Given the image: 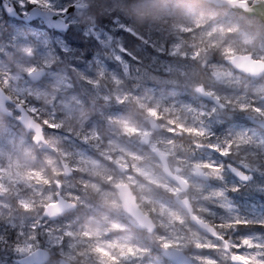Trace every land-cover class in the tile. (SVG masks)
Instances as JSON below:
<instances>
[{"label": "rangeland", "instance_id": "374dc122", "mask_svg": "<svg viewBox=\"0 0 264 264\" xmlns=\"http://www.w3.org/2000/svg\"><path fill=\"white\" fill-rule=\"evenodd\" d=\"M13 1L18 12L22 13L17 0ZM54 2L58 7H67L75 0ZM144 4L137 2L133 6L138 12L146 9L143 16L139 13L141 19L137 18L138 23L129 18L125 22L114 19L108 26H102L88 9L82 7L74 9L66 20L69 28L65 32L44 29L42 21L35 20L31 26L14 27L16 31L10 42H0V85L26 104L35 118L61 125L56 131L45 126L44 135L54 152L63 157L74 171L72 177H59L58 162L54 155L45 152L41 156L52 172L51 179L46 177L32 166L35 157L30 135L25 134L16 121L0 118V252L2 257L8 258L0 259V264H20L14 259L32 251L40 243L53 249L55 259L45 264H59L61 259L69 264H111L120 262V258L121 264H169L163 262L157 253L165 243L188 251L197 249L203 241L184 215L176 207L168 205L170 196L167 193L173 188L163 176L152 149L164 152L169 166L185 174L187 169L191 170L192 165L198 163L201 152L198 147L193 148L196 136L192 134L191 141H187L189 133L182 132L179 125L207 129L208 123L202 116L203 103L196 94L199 85L194 84L197 79L208 77L206 68H212L217 83L232 85L233 97L239 102V108H245L246 95L263 88L264 80L254 82L235 72L222 59L219 60L215 51L201 57L198 52L202 46L187 45L184 35L175 27L161 30L153 23L158 13L178 15L194 24L197 39L209 45L222 43L226 40L224 28L211 16L180 4ZM153 5L157 7L153 9ZM224 10L231 13L227 8ZM147 11L150 13L144 15ZM73 30L95 41L100 50L85 57L79 46L71 41L69 34L72 36ZM16 38L24 41L18 48L22 57L20 68L4 59L7 47H13ZM237 39L244 46L241 52L264 59V42L254 44L251 35L246 33ZM121 46L131 55L124 56L120 52ZM63 48L68 51H62ZM185 48H193V51L187 52L183 50ZM231 53L228 51L227 55ZM58 55H64L69 62L79 61L89 71L90 76L82 83V90L91 101L105 102V110L110 113H105L102 105L92 108V122L97 123L98 128L86 127L89 116L84 102L70 92L71 83L60 65L46 64L48 58ZM116 55H121L124 63L117 62L114 59ZM197 56L201 58H194ZM33 67H43L47 72L40 82L31 84L25 74ZM174 75H179L182 80ZM91 104L88 102L89 107ZM33 108L36 109L35 114L31 111ZM149 109H156L157 115H149ZM58 113L66 117L68 126L62 124ZM147 117L158 124L153 133ZM126 125L135 128L136 132H126ZM73 129L75 131L69 137L67 132ZM238 132L239 141L254 146L262 143L264 151V139L257 132L248 126ZM144 133L150 134L147 145L139 142ZM115 163L124 165L125 170L119 172ZM45 180L49 183H44ZM53 180L60 181L61 195L76 201L79 208L49 221L41 211L46 203L54 201L56 188ZM116 183L130 185L141 203H149L155 190L166 198L165 201H155L153 211L158 230L145 236L149 245L144 250L134 246L133 235L125 231L129 228L128 216L120 209L114 190ZM198 188V184H193V190ZM196 196L193 198L197 201ZM21 201L30 205V209L22 208ZM254 242L264 243V239L256 238ZM97 248L106 250L116 260L102 258ZM188 256L196 257L191 253Z\"/></svg>", "mask_w": 264, "mask_h": 264}, {"label": "flooded vegetation", "instance_id": "af4514ba", "mask_svg": "<svg viewBox=\"0 0 264 264\" xmlns=\"http://www.w3.org/2000/svg\"><path fill=\"white\" fill-rule=\"evenodd\" d=\"M12 2L18 10L16 3L14 1ZM15 20L19 25L24 26H31V22H33H25L19 19ZM260 20L264 24V21L262 19ZM252 31L253 32H238L237 38L246 33L251 35L254 44H257L260 42L259 38L261 36H256L257 32L255 29H252ZM255 39H257V42H255ZM261 42H264V32H262ZM227 56L228 55H224V57H220L219 60L222 59V62L225 63L224 59ZM205 72L209 73L208 77H201L197 79L194 84L195 86H202L206 92H208L211 96L216 97L217 100H207L201 98V102L203 103L202 108L204 110L202 116L208 125L205 136L200 137L195 135L197 141L194 143L193 148L198 147L201 154L199 155L198 163L192 165V167L194 165L199 166L201 170V177L198 179L193 177L192 167L191 170L187 169L186 173H188L185 174L178 171L176 168H171L168 162L169 170L187 182L186 190L183 193L176 195L177 187L167 180L169 185L173 188L172 192L167 193L170 196L168 205L176 207L173 200L175 195L179 198H186L191 205L193 214L210 226V234L199 232L201 238L203 239V241L199 244L202 247H197V249L194 250L189 249L188 251L183 250L187 256L188 253L196 255V257L193 256V258L188 256L194 264H232V256L237 252L235 247L236 244L241 245L239 248L240 254L251 257L250 264H260V261H264V247H257L256 245H264V243H255L254 240L258 237L264 236V227H259L256 223H250L246 227L241 225L239 228H237L236 220L247 219L254 222L264 221L263 144L258 143V145L254 146L251 143L241 140L239 141L240 137L237 135V132L242 130L244 126H248L250 130L257 132L264 139V128L252 121L253 118L255 120H264V114H262L264 113V100L261 99V97L264 95V84L262 85L263 88L259 92L246 95V100H244L246 103L245 108H239V102L235 101L233 97L234 92L231 89L232 85H221L220 83H217L216 79L213 77L214 74L211 67L206 68ZM243 76L253 80L254 82L264 80V74L259 78L247 77L245 75ZM250 91L251 90L249 89L248 92ZM15 101L23 104L25 108H27L26 104L22 103L21 101L17 99H15ZM7 108L11 110L12 114L10 116H6L0 113V118H8V120L11 119L15 121V117L18 112L14 110L13 105H7ZM256 108L261 109V113L256 112ZM211 134L215 135L211 140H209L208 137ZM191 136V133L187 134L186 140L191 141ZM226 140L231 141V146L229 149L231 154L229 156L219 157L214 152L210 151L209 144L222 145ZM49 154L54 155L57 161V154L53 152H50ZM213 161L217 163H223L225 166L224 169L222 171H216L212 168H206L203 166L205 163H213ZM229 165L236 168L238 171L249 175L252 177V179L249 181H243L240 179V177L228 170ZM58 176L60 177V175ZM221 176L223 179H221ZM195 183L199 185L197 191L193 190V184ZM233 186H237L239 191H230ZM221 193H223V195H221ZM195 194L198 198L197 201L193 198ZM152 197L153 199L151 198L149 203H141L137 198L136 202L141 211L151 217L156 225V229L154 231L156 232L158 230V225L156 223L153 210L156 207L155 201L162 200L156 196ZM119 206L121 209L120 202ZM78 208L79 204L76 202L75 211ZM176 209L179 211V213L184 215L188 222V216L178 207H176ZM124 213L128 216L129 225V228L125 231L133 235L132 244L140 250L146 249L149 244H146L147 240L145 239V236H149L154 232L148 233L145 229L143 230L133 227L130 223L131 217L126 212ZM132 220L134 219L132 218ZM245 239H247L249 242L247 245L242 243V241ZM261 239L263 240L264 238ZM135 241L142 242L145 247L139 246ZM38 247L47 248L49 250L50 254L47 262H49L51 259H55L52 253V248L47 247V245L44 243H40L35 248ZM157 253L163 262L166 261L171 264L159 254V251H157ZM0 259L8 260V258L1 256V252ZM17 259L18 258H15L14 260L16 261ZM117 263L121 264V258L120 262Z\"/></svg>", "mask_w": 264, "mask_h": 264}, {"label": "water", "instance_id": "95a60500", "mask_svg": "<svg viewBox=\"0 0 264 264\" xmlns=\"http://www.w3.org/2000/svg\"><path fill=\"white\" fill-rule=\"evenodd\" d=\"M0 6L3 10V13L10 18L19 19L25 22H29L32 20L40 19L43 23L44 28H52L54 31L65 32L67 30L66 18L69 17L74 9L86 7V4L83 0H75V2L69 4L67 7H71L73 10L62 17H53L51 15L50 9H38L36 13H30L28 16H21L17 13L16 9L14 12L9 13L7 8L12 7L15 8L11 2V0H0ZM209 4H212L214 7H226L230 11L241 12L245 16H255L264 21V0H247V7L244 5H233L227 2V0H200ZM61 23L62 25H66V27H56L54 25V21ZM225 63L229 65L234 71L245 75L247 77L259 78L264 74V59H256L252 57V54L249 52L246 53H233L227 56L224 59ZM46 70L44 68H36L34 72L29 73V71L25 74V77L30 83L39 82L43 76L45 75ZM200 87L197 88V94L201 96H207L201 91ZM210 99V97H209ZM214 99V98H211ZM264 100V95L261 97ZM7 104H12L14 110L18 112L16 116V122L20 125L25 133L31 134V142L33 145L38 146L41 150H45L48 152H53V148L46 140L43 134V125L37 121L35 118L31 116V114L25 109V107L14 101L8 94L4 91L2 86L0 85V113L3 115H11V111L7 108ZM22 109V110H21ZM148 124L151 128L150 132H153L157 128V123L153 121L151 118H147ZM257 124L260 127L264 128V120H256ZM41 125L42 132L39 139L36 138V125ZM149 140V133H144L140 138L139 142L142 145H146ZM152 153L155 158L158 160L161 172L163 176L174 184L176 188V195L183 193L187 188V182L178 176L177 174L171 172L168 168L167 156L164 152L160 151L158 148L152 149ZM59 167L61 169V174L64 177H70L73 174V171L70 165L61 157H58ZM115 167L118 171H123L125 167L116 163ZM192 174L195 179L201 177V170L198 165H194L192 167ZM61 183L59 181H55V186L57 192L54 196V201L47 203L43 207L42 215L48 220H55L57 217L70 212L76 208V203L70 199L64 198L59 189ZM114 190L116 192V197L120 202L121 209L126 212L130 217V223L133 227L137 229H145L148 233H152L156 229V225L151 219L149 215L142 212L138 207L136 202V197L134 196L131 187L127 183H117L114 185ZM174 196L173 200L175 205L182 210L188 216V222L191 226H193L198 232H202L205 234H210V226L200 220L195 214L192 212L191 205L186 198H179ZM55 203L59 209L47 207ZM132 218L135 220H132ZM159 254L171 264H194L191 259L183 252V250L177 247H169L164 248L161 247L159 250ZM49 258V252L43 248H35L26 255L17 259L20 264H43ZM60 264H68L67 261L61 260Z\"/></svg>", "mask_w": 264, "mask_h": 264}, {"label": "trees", "instance_id": "16d2710c", "mask_svg": "<svg viewBox=\"0 0 264 264\" xmlns=\"http://www.w3.org/2000/svg\"><path fill=\"white\" fill-rule=\"evenodd\" d=\"M87 4L89 13L93 15L95 21L102 26H108L113 22L114 19H121L122 22H125L127 18L131 19L133 22L138 23L137 18L143 16L142 13L146 9H140L139 12L134 10L133 6L137 2L145 3L144 5L153 3L155 5H173L180 4L183 7L194 8L202 11L207 16H211L212 20L221 24L224 28L226 40L222 43L216 44H207L203 40L197 39V35L194 33L195 26L193 23L186 21L185 18L178 15L163 16L162 13H158L157 17L154 18V25L161 30L174 28L178 33L183 34L185 37L186 44H193L195 47L202 46V49H199V54L201 57L204 54L210 52H217L219 57H222L228 54V51L240 52L244 46L242 43L237 41L238 32H253L252 29H255L257 32L256 36H261L259 39L262 40V32H264V24L260 19L255 17H247L240 12H231L227 13L223 8L214 7L212 4L200 1V0H84ZM150 12H144V15H148ZM252 19V20H251ZM19 26L18 22L13 19L6 17L0 7V42L6 44L10 42L16 29L14 27ZM121 29H117L119 31ZM46 36L51 41V38L46 34ZM71 41L75 42L79 48L83 51L84 56H89L95 50H100V46L89 37L84 36L80 31L73 30ZM237 39V40H236ZM258 39V38H257ZM255 39V42H257ZM24 42L23 40L16 38L13 47H7V57H4L5 61L10 65H14L16 68L22 67V57L20 55L19 47ZM52 42V41H51ZM187 52L193 51V48L183 49ZM10 56V59H8ZM200 56L194 57L199 58ZM200 57V58H201ZM12 59V60H11ZM48 65L59 64L61 69L68 75L69 82L71 83V88L69 89L72 94H76L82 98L84 102V109L88 112V119L86 123L87 128H98L97 123H93L94 113L92 108L95 105H102L104 112L107 113L106 104L102 101H91L82 90V83L85 82L90 76L89 71L84 68V66L79 61L69 62L64 55H58V57L48 58ZM46 66V65H45ZM47 67V66H46ZM107 75L108 71L105 72ZM179 80H182L179 75H174ZM88 102L92 103L91 106H88ZM165 104L164 102H162ZM90 109V110H89ZM49 114V113H48ZM45 114L48 118L49 115ZM110 114V113H107ZM62 117V124H67V119L62 113H58V116ZM126 115V114H125ZM41 122L42 118H37ZM54 119L53 121H55ZM33 153L35 161L32 164L33 167L39 169L46 177L49 179L52 178V172L48 164L43 160L41 156V151L33 147ZM160 200L165 201L166 198L163 194L155 190L154 195ZM142 241V240H141ZM139 246L143 247V241H135ZM145 247V246H144ZM111 264H119L117 262Z\"/></svg>", "mask_w": 264, "mask_h": 264}, {"label": "snow or ice", "instance_id": "6c2138e0", "mask_svg": "<svg viewBox=\"0 0 264 264\" xmlns=\"http://www.w3.org/2000/svg\"><path fill=\"white\" fill-rule=\"evenodd\" d=\"M228 3L233 4V5H244L245 7H247V0H227ZM17 4L19 6L20 9H22V14L24 16H28L30 13H36L38 9L40 8H45V9H50L51 10V15L53 17H62L65 16L67 14H69L73 9L71 7H65V6H57V4L54 2V0H17ZM7 11L9 13H12L15 11V8L9 7L7 8ZM118 23V22H116ZM54 25L56 27H66V25H62L61 23L57 22L56 20L54 21ZM123 30L128 31V29L124 28L123 25L120 26ZM110 39V37H109ZM62 51H68L67 48H63ZM120 52L123 53L124 56H130L131 54L127 51L126 48H124L123 46H121L120 48ZM28 53L31 54V49L28 50ZM114 59L119 62V63H124V60L122 58L121 55H116L114 57ZM36 69L30 68L28 69L29 73L34 72ZM90 82V81H89ZM198 91H203L202 89H198ZM22 110V109H21ZM243 110V109H242ZM34 114L36 112V109L33 108L31 110ZM149 115L151 116H156L157 115V110L156 109H149ZM256 112L261 113V109L256 108L255 109ZM264 114V113H262ZM170 123L175 124L174 121H170ZM43 126H46L47 128L50 129H58L61 127V125L56 124V123H51L48 119H44L42 122ZM179 128L182 132H186V133H191L194 134L196 136H200L203 137L206 135V130H201V129H196V128H185L183 125H179ZM36 138L39 139L41 136V132H42V127L41 125H36ZM175 129H170V131H174ZM125 131L126 132H136L135 128H130L127 125L125 126ZM215 134H211L209 135V140H211L213 138ZM85 141H87V137H85ZM231 146V141L230 140H226L224 142V144H209V149L210 151L214 152L217 156L219 157H226L229 156L231 153L229 151ZM206 168H212L216 171H222L224 169V165L223 163H217L215 161H213V163H205L203 165ZM228 170L231 171L233 174H235L236 176L240 177V179H242L243 181H249L252 179V177H250L249 175L238 171L236 168L232 167V166H228ZM37 176V178L39 179V174H35ZM221 179H223V177L221 176ZM44 183H49L48 181H44ZM230 191L235 192V191H239V188L237 186H233ZM221 195H223V193H221ZM21 203V207L24 208L26 211L30 209V205L24 203L23 201L20 202ZM47 207H51V208H57V211H59L57 205L55 203L48 205ZM250 223H256L259 227H264V221H259V222H254V221H249L247 219L245 220H236V227L239 228L241 225L243 226H248V224ZM258 238H264V236L258 237ZM242 243L244 245H247L249 242L247 239H245L244 241H242ZM240 244H236L235 247L237 249V252L235 254H233L232 256V264H250V260L251 257H247L244 256L243 254L239 253V248H240ZM257 247H264V245H256ZM164 248H169L172 247L171 244L169 243H165L163 245ZM198 248L202 247L201 245H197ZM19 250V249H18ZM97 252H99L101 254V257H108L109 260L111 261H115L116 257L111 256V254L109 252H107L106 250L102 249V248H97L96 249ZM128 252L131 253L132 249H128ZM260 264H264V261H260Z\"/></svg>", "mask_w": 264, "mask_h": 264}, {"label": "bare ground", "instance_id": "6f19581e", "mask_svg": "<svg viewBox=\"0 0 264 264\" xmlns=\"http://www.w3.org/2000/svg\"><path fill=\"white\" fill-rule=\"evenodd\" d=\"M85 8H87V4H86V7H85ZM220 8H223V9H224V8H226V7H220ZM227 9H228V8H227ZM231 12H235V11H231ZM240 13H241V12H240ZM241 14H242V13H241ZM243 15H244V14H243ZM70 17H71V15H70L69 17H67L66 20L69 19ZM247 17H255V16H246V18H247ZM256 18H258V17H256ZM13 19H15V18H13ZM258 19H260V18H258ZM66 20H65V21H66ZM66 24H67V30H68V28H69V24H68L67 22H66ZM67 30H66V31H67ZM199 87L203 90V91H201V93H204V94H206L207 96H205V95H204V96H201V95H198V94H197L198 97L203 98V99H207V100H217L216 97H213V96H211L208 92H206L205 89H204L202 86H199ZM196 93H197V90H196ZM209 97H210V99H209ZM211 98H214V99H211ZM252 121H253L254 123H256V122H255L256 120H255L254 118L252 119ZM256 124H257V123H256ZM157 125H158V124H157ZM257 125H259V124H257ZM259 126H260V125H259ZM157 127H158V126H157ZM156 129H157V128H156ZM153 131H154V130H153ZM151 133H152V132H151ZM149 135H150V134H149ZM148 143H149V140H148ZM148 143H147V144H148ZM147 144H146V145H147ZM167 161H168V159H167ZM123 166H124V165H123ZM124 167H125V166H124ZM72 171H73V169H72ZM73 175H74V171H73L72 176H73ZM72 176H70V177H72ZM75 203H76V202H75ZM74 211H75V209L72 210V211H70V212H67V213H65V214H68V213H71V212H74ZM65 214L59 216L58 218L64 216ZM58 218H57V219H58ZM57 219H56V220H57Z\"/></svg>", "mask_w": 264, "mask_h": 264}, {"label": "clouds", "instance_id": "9594fccd", "mask_svg": "<svg viewBox=\"0 0 264 264\" xmlns=\"http://www.w3.org/2000/svg\"><path fill=\"white\" fill-rule=\"evenodd\" d=\"M156 7H157V6L153 5V9H155ZM48 129H50V128H48ZM50 130H52V131H56V129H55V130L50 129ZM73 131H75V129H73L72 131L67 132V135H69V137H71V136L73 135Z\"/></svg>", "mask_w": 264, "mask_h": 264}]
</instances>
